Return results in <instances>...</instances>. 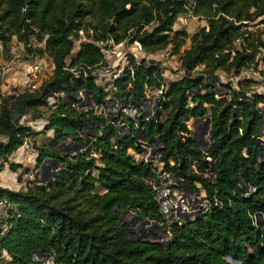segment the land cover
Instances as JSON below:
<instances>
[{
	"label": "trees",
	"instance_id": "16d2710c",
	"mask_svg": "<svg viewBox=\"0 0 264 264\" xmlns=\"http://www.w3.org/2000/svg\"><path fill=\"white\" fill-rule=\"evenodd\" d=\"M186 13L205 25L191 34L173 29ZM263 14L264 0H0V47L5 51L14 38L52 65L36 87L0 92V166L14 170L8 158L32 138L28 121L36 119L45 121L43 133L52 131L37 162L48 158L56 165L44 187L0 188L18 213L0 235V264H43L34 255L51 256L52 264H264L263 116L257 106L264 96L232 92L221 99L205 80L216 71L232 76L264 64V23L257 21ZM108 40L135 43L145 54L168 48L183 73L165 80L158 61L144 57L104 89L93 71L104 63L99 43ZM32 41L42 45L32 47ZM198 67L202 72H194ZM154 89L160 92L145 119L142 101ZM111 100L131 104L135 117L105 119L92 110L106 112ZM200 118L208 120L204 148L193 134ZM88 121L92 134L86 136ZM118 122L125 134L117 133ZM65 141L74 149L66 152ZM149 143L156 146L158 169L175 187L205 197L206 212L178 224L162 219L145 182L155 168L135 157ZM125 213L160 227L168 239L159 243L154 231L131 237L121 222Z\"/></svg>",
	"mask_w": 264,
	"mask_h": 264
},
{
	"label": "rangeland",
	"instance_id": "374dc122",
	"mask_svg": "<svg viewBox=\"0 0 264 264\" xmlns=\"http://www.w3.org/2000/svg\"><path fill=\"white\" fill-rule=\"evenodd\" d=\"M202 25H205L203 19L193 16L191 13H186L176 17L173 29L184 30L188 34H191ZM80 40L82 41L83 38H80ZM78 43L79 40L75 41L72 52L77 48ZM41 45V43L32 41V47ZM187 45L188 40L180 47L179 51ZM115 52H120V54L116 55ZM103 54L104 63L93 71V75L96 79L95 82L104 89L108 88L107 82L113 79V74H117L119 70L122 71L125 66L131 64V61H139L144 57L148 60L158 61L165 80L176 79L183 73L182 69L178 66L176 56L171 55L168 48L163 51L145 54L138 49L135 43L129 44L123 41L103 49ZM51 69L52 65L48 56L45 54L41 56H32L23 48L21 43L12 38L5 51L0 47V92L5 96H10L15 90L19 91L24 87H36L50 76ZM194 72H202V67L196 68ZM263 76L264 64L259 63L256 69L243 70L238 75L231 76L221 71H216L215 76L206 75L205 80L214 85L218 97H221V99H229L232 92L240 94L241 96H250L253 93L264 96ZM157 94L158 90L156 89L147 92L145 101H142L144 112H149ZM109 98L110 94L107 96V99ZM79 100L81 106L90 107L88 99L83 97ZM48 101L49 103L52 102L49 98ZM257 106L263 116L260 130H264V100L258 102ZM91 107L95 114H102L104 116L105 113V119H109V115L129 113L128 111H120L123 104L115 100L109 102L106 112H103L100 107ZM28 118L29 116L27 115L25 120H28ZM28 122L34 133L32 138H28V140L36 144L42 137L48 135L46 133L42 134L45 125L44 120L36 119ZM90 123L91 122L88 121L86 125V136L92 134ZM189 126L192 128V121L189 122ZM116 129L118 134L122 135L124 133L123 128L119 127L118 124ZM204 129L205 122L202 120L198 123L197 128L193 129L194 137L200 148H204L207 140ZM260 138L263 144L262 148L264 149V137L261 136ZM29 142L30 141H27L24 148L16 149L8 158V160L14 164V170L9 169L7 165L0 166V188L19 191L34 186H46L45 182L50 179L56 165L51 163L52 161H47L45 159L38 163L37 154H34L29 146ZM62 146L66 152L74 149L73 144L69 145L68 141H65ZM86 148V146L81 147L83 151L86 150ZM152 148V144L150 143L144 145L141 147L140 154H137L135 157L148 161L154 168H159L160 164L157 162L156 151H152ZM43 162L44 164L41 167ZM178 188L183 192L185 191V188L181 185H178ZM183 194L187 193L184 192ZM121 222L125 223L128 234L135 239L138 237L148 238V231H154L158 234L156 240L159 243H163L168 239V234L164 233L160 227L145 224L142 219L138 218L133 213H125L122 215Z\"/></svg>",
	"mask_w": 264,
	"mask_h": 264
},
{
	"label": "built area",
	"instance_id": "2783aa9c",
	"mask_svg": "<svg viewBox=\"0 0 264 264\" xmlns=\"http://www.w3.org/2000/svg\"><path fill=\"white\" fill-rule=\"evenodd\" d=\"M257 21L264 23V14L260 16ZM114 45L115 44L112 43L111 40L99 43L102 52L103 49ZM115 54L119 55L120 52H115ZM120 72L121 71L119 70L117 74H113V78L118 76ZM110 83L111 81L107 82V85L110 86ZM159 92L160 90H158V93ZM83 97V94L78 93L77 98L80 99ZM143 101H145V99ZM154 102H156V98ZM121 110L124 112H129L128 114H123H126L130 117H135V110L131 104H123V107L120 109V111ZM145 115V119H147V116L150 115V112ZM117 124L119 127L123 128V134H125L126 129L124 126H122L121 122H118ZM261 136L264 137V130H260V137ZM260 137L259 139L261 140ZM26 144L27 140L23 141L19 147H23ZM144 145L146 144H142L141 146L143 147ZM152 151H156V146L152 148ZM262 158H264V156L259 157L258 160H261ZM154 171L156 172L155 177L150 179L147 178L145 179V182L149 184L156 208L162 219L167 224H178L184 217L198 215L200 213L206 212L209 209L210 204L205 197L199 196L193 191L189 190H185L184 192L187 194H183L184 192L182 190H180L178 187H175L176 183L169 173L163 172L158 168H155ZM213 204L219 205L216 200L213 201ZM13 215L18 216L15 206L8 198L0 197V235L7 232L10 226L9 219ZM33 257L35 259H39L43 264H52L51 256L40 257L34 255Z\"/></svg>",
	"mask_w": 264,
	"mask_h": 264
},
{
	"label": "crops",
	"instance_id": "0c3cea01",
	"mask_svg": "<svg viewBox=\"0 0 264 264\" xmlns=\"http://www.w3.org/2000/svg\"><path fill=\"white\" fill-rule=\"evenodd\" d=\"M170 80H173V79H170ZM152 105H154V103ZM190 121H192V120H189L188 124H189ZM45 133L48 134V135L46 137L45 136L42 137V139L39 140V142L36 143V144L33 141L27 139V141H30L29 142L30 143V145H29L30 148L32 149V151L34 152L35 155L37 154V157H38V153L40 152V145H50L49 138L52 136V131L48 130ZM42 134H44V133L42 132ZM44 139H46V140H44ZM19 148H24V146L23 147H19ZM44 159L47 160V161H50L48 158H44ZM4 165H6V164H4Z\"/></svg>",
	"mask_w": 264,
	"mask_h": 264
},
{
	"label": "water",
	"instance_id": "95a60500",
	"mask_svg": "<svg viewBox=\"0 0 264 264\" xmlns=\"http://www.w3.org/2000/svg\"><path fill=\"white\" fill-rule=\"evenodd\" d=\"M132 62H133V61H131V64H132ZM15 91H17V90H15ZM15 91H14V92H15ZM14 92H13V93H14ZM13 93H12V94H13ZM123 102H124V101H123ZM90 105H91V104H90ZM199 120H201V118H200ZM86 125H87V124L85 123V126H86ZM207 126H208V120L205 121V129H204V132H205V133H206V131H207ZM90 128H91V127H90ZM44 161H45V160H44ZM43 164H44V162L42 163L41 167L43 166ZM55 172H56V168L54 169L53 174H54ZM144 223L147 224L146 221H145ZM236 264H238V263H236Z\"/></svg>",
	"mask_w": 264,
	"mask_h": 264
}]
</instances>
